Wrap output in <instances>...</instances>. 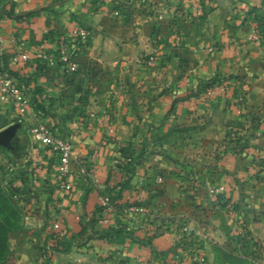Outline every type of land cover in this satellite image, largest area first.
I'll list each match as a JSON object with an SVG mask.
<instances>
[{"label":"crops","instance_id":"0c3cea01","mask_svg":"<svg viewBox=\"0 0 264 264\" xmlns=\"http://www.w3.org/2000/svg\"><path fill=\"white\" fill-rule=\"evenodd\" d=\"M12 3L18 14L48 8L24 18L0 13V76L9 66L30 98L26 109L0 98V132L13 119L23 120L14 142L24 138L27 151L9 157L12 167L23 164L24 176L17 173L21 221L10 233L6 264H181L185 224L192 230L189 245L200 247L206 261L209 252L214 264L217 251H229L220 236L231 225L198 220L201 207L187 200L195 191L186 185L183 165L218 163L216 151L242 115L221 92L180 97L198 79L243 77L259 120L256 134L264 141V39L253 40L257 19L264 24V0H0V7ZM79 26L90 32L80 72L72 75L57 58L43 60L42 49L57 53L60 40ZM18 51L29 53V60L13 64ZM149 54L166 61L149 65ZM8 118L12 122L4 125ZM36 127L70 139L76 159L89 165L94 178L83 176L75 162L74 189L61 188L58 158L31 134ZM128 150L140 158L123 196L104 212L108 223L99 219L82 231L100 195L126 179L115 155ZM244 162L234 156L227 164L238 170ZM221 175V194L241 204L243 189ZM130 203L143 206L132 213ZM243 224L251 233L257 223L246 218ZM109 227L113 234L102 237Z\"/></svg>","mask_w":264,"mask_h":264},{"label":"rangeland","instance_id":"374dc122","mask_svg":"<svg viewBox=\"0 0 264 264\" xmlns=\"http://www.w3.org/2000/svg\"><path fill=\"white\" fill-rule=\"evenodd\" d=\"M244 84L246 89L245 81ZM249 106L251 104L247 100L243 112L237 108L239 115H242V121L234 125L233 138L238 142L233 144L230 138H227L223 148L216 151L217 164L184 163L183 165L187 177L186 185L190 190L195 191L188 195L187 200L195 201L201 207V211L197 214L198 220L212 226L218 223V227L222 228L231 225L220 236L221 238L226 236L227 240L224 238L222 243L228 248L227 252L230 255L224 251H217L218 259L216 258L214 264H264V141L256 134L258 129L255 124L259 121L257 112L253 106H251L253 109ZM13 120L14 124H19L18 129L24 124V121L19 118ZM2 122L4 125L9 124L12 118L3 119ZM23 140L24 138L16 140L15 149L0 145V264L7 262L8 250L9 255L11 253L10 233L12 231H8V226L14 228L21 221L16 200L22 194L23 188L18 184L17 173L23 177L24 166L15 164L16 166L12 167L10 163L13 161L9 157H12L14 152L20 158L25 155L26 148L23 146ZM226 152L231 155L229 157L237 156L245 161L238 170L228 167L229 157L226 161H222L221 157ZM220 173L230 176L227 185L235 188L238 186L239 190L243 189L242 194L245 197L241 204L232 201V197L221 194L223 186L219 183ZM212 188L216 190L212 191ZM246 218L257 223L251 233L243 224ZM229 220L231 224H227ZM6 237L9 245L6 243ZM209 250L210 248L207 247L206 251ZM233 254L238 257L233 259L231 257ZM207 257V264H211L209 252Z\"/></svg>","mask_w":264,"mask_h":264},{"label":"built area","instance_id":"2783aa9c","mask_svg":"<svg viewBox=\"0 0 264 264\" xmlns=\"http://www.w3.org/2000/svg\"><path fill=\"white\" fill-rule=\"evenodd\" d=\"M213 7V4L210 3ZM202 5H198L199 10H202ZM90 32L84 26H79L76 28L71 36L63 38L60 40L58 46V52L52 53L42 49L40 56L43 60H54V58L59 59L62 62L66 69L70 71V73H75L81 69L80 62L78 61L79 55L82 47L89 40ZM264 39V32H262L259 28H255L253 40L258 43H261ZM30 58L29 53L25 51L16 52L12 58L11 62L13 64H20L28 61ZM145 61L149 64L155 63H164L166 58L164 55L158 54H149L145 57ZM230 80L224 81L221 85H215L207 92L199 95L204 97V95L215 94L216 92H221L222 94L228 89ZM236 93L232 94H224L226 96L232 97L234 102L238 103V108L240 112H243L245 109V104L247 103L248 94L245 89L244 81L237 80L236 82ZM192 92H197V88L194 87ZM0 98L5 103H10L15 105L16 107L26 109L28 105H30V98L28 96L27 91L18 83V81L11 75L9 72L5 71L0 76ZM246 115L247 113H242ZM34 137L36 140L41 141L45 146H48L52 149V151L56 154L58 158V171H57V179L58 183L64 190H73L75 183L71 174V164L77 163L79 164V171L83 176L88 178H94V172L87 164H82L79 162L74 154L73 143L70 139L65 138L59 134V132L50 131L44 127H36L34 130ZM135 154L131 153V150L126 152L125 155L116 153L115 155V164L119 165V163L124 162H136ZM162 180V178H160ZM215 188H212V191H215ZM218 191L220 189H217ZM137 200H140V196H137ZM99 203L104 206L105 213H110L113 211L115 205L111 200L110 194L103 193L99 197ZM140 204L139 202H137ZM137 203H130L127 205V211L134 212L139 210L142 206H139ZM103 223H108V217L104 216L100 219ZM58 223L54 224L55 228H58ZM179 237L184 244L182 249L181 264H186V260L189 259L193 264H207L204 253H202V249L197 246H190L189 241L192 237V230L190 225L185 224L180 227Z\"/></svg>","mask_w":264,"mask_h":264},{"label":"trees","instance_id":"16d2710c","mask_svg":"<svg viewBox=\"0 0 264 264\" xmlns=\"http://www.w3.org/2000/svg\"><path fill=\"white\" fill-rule=\"evenodd\" d=\"M46 8H48V7L28 11L26 13L18 14L15 12V4L12 3V5L9 8H6L4 6L0 7V13H5L8 16L13 17V18H24V17L37 15L41 12V10L46 9ZM257 21H258L257 28H259L262 32H264V24L262 23V19L258 18ZM88 42H89V40L87 41L86 46H87ZM86 46L84 45L82 47L81 52H83L85 50ZM38 60L40 63V61H41L40 58ZM78 61L80 62L81 66H85V62L80 57H79ZM4 63L6 64V61H4ZM8 71L13 73V70L11 68H9V66H8ZM80 71H81V69L75 73H72V75H76ZM242 79H243V77L235 76V75H228V76L215 75V76L207 78V79H198L196 84L194 86H192L190 88V90L184 96H181L180 98L189 99L191 96H199V95L207 92L209 89H211L215 85H221L224 81H227V80H230V83H229L228 89L225 91L224 94L234 95L236 93V83L235 82L237 80H242ZM194 87L197 88V92H192V89ZM76 89L79 90V87H76ZM233 108H234V110L238 111V109H237L238 103L234 102ZM249 108L253 109L251 106H249ZM233 133H235L234 127L230 125L228 128L227 137L230 138V140L234 144V143H237L238 141L234 140ZM0 145L4 146L1 142H0ZM128 151H130V150H128ZM131 153L135 154V151L131 150ZM125 154H126V152L123 155H125ZM135 156L137 159L136 162L132 161V162L119 163L118 167L121 169V171L123 172V175L126 177V179L119 185L118 189H110L109 191H107V193L110 194L111 200L115 206L117 205V201L123 196L124 189L129 186L130 180L132 178V172L134 171L136 163L139 161L140 154H135ZM96 212L92 217H90V218L86 219V221H84L82 231H86L88 226L93 228L94 225L96 224V222H98L99 219H101L102 217L105 216L104 206L101 204H98V206L96 208ZM13 229H14L13 227L8 226V231H13ZM112 234H113V228L109 227L101 233V236L108 238ZM6 243H7V237H6ZM7 245H9V243H7ZM51 247L54 249H57V250L61 249L57 244H53V243L51 244ZM65 249H67V248H65ZM225 253L229 254V252H225ZM7 254L8 255L6 257V261L8 260V257H9V250H8Z\"/></svg>","mask_w":264,"mask_h":264},{"label":"water","instance_id":"95a60500","mask_svg":"<svg viewBox=\"0 0 264 264\" xmlns=\"http://www.w3.org/2000/svg\"><path fill=\"white\" fill-rule=\"evenodd\" d=\"M18 126L19 124H12L10 125L8 128H6L4 131L0 132V142L5 146V147H8V148H14L15 147V142H14V138L12 139V144L9 143V142H6L5 140H2V135L4 133H8V132H12L13 133V136L15 135L17 129H18Z\"/></svg>","mask_w":264,"mask_h":264},{"label":"flooded vegetation","instance_id":"af4514ba","mask_svg":"<svg viewBox=\"0 0 264 264\" xmlns=\"http://www.w3.org/2000/svg\"><path fill=\"white\" fill-rule=\"evenodd\" d=\"M1 138H2V140H5L6 142L11 143L14 136H13L12 132H8V133H4Z\"/></svg>","mask_w":264,"mask_h":264}]
</instances>
